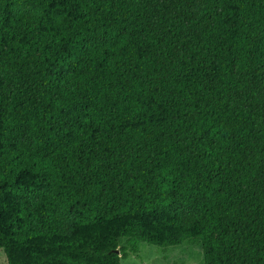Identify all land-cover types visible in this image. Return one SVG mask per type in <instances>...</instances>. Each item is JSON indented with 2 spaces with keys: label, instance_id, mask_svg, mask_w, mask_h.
Returning a JSON list of instances; mask_svg holds the SVG:
<instances>
[{
  "label": "trees",
  "instance_id": "1",
  "mask_svg": "<svg viewBox=\"0 0 264 264\" xmlns=\"http://www.w3.org/2000/svg\"><path fill=\"white\" fill-rule=\"evenodd\" d=\"M185 241L264 264V0H0L6 264Z\"/></svg>",
  "mask_w": 264,
  "mask_h": 264
},
{
  "label": "rangeland",
  "instance_id": "2",
  "mask_svg": "<svg viewBox=\"0 0 264 264\" xmlns=\"http://www.w3.org/2000/svg\"><path fill=\"white\" fill-rule=\"evenodd\" d=\"M69 226L60 230L67 233ZM138 257L130 255L121 264H203L202 250L198 244L183 242L180 245L162 249L144 242L139 243ZM0 264H6L4 251L0 248Z\"/></svg>",
  "mask_w": 264,
  "mask_h": 264
},
{
  "label": "water",
  "instance_id": "3",
  "mask_svg": "<svg viewBox=\"0 0 264 264\" xmlns=\"http://www.w3.org/2000/svg\"><path fill=\"white\" fill-rule=\"evenodd\" d=\"M116 252L118 251V250H115Z\"/></svg>",
  "mask_w": 264,
  "mask_h": 264
}]
</instances>
